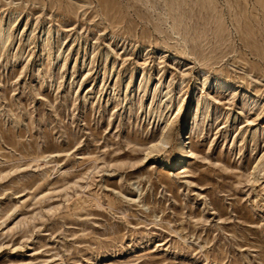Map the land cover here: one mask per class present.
Segmentation results:
<instances>
[{
  "label": "rangeland",
  "instance_id": "1",
  "mask_svg": "<svg viewBox=\"0 0 264 264\" xmlns=\"http://www.w3.org/2000/svg\"><path fill=\"white\" fill-rule=\"evenodd\" d=\"M237 2L0 0V264H264V0Z\"/></svg>",
  "mask_w": 264,
  "mask_h": 264
},
{
  "label": "bare ground",
  "instance_id": "2",
  "mask_svg": "<svg viewBox=\"0 0 264 264\" xmlns=\"http://www.w3.org/2000/svg\"><path fill=\"white\" fill-rule=\"evenodd\" d=\"M257 1V0H256ZM259 1V0H258ZM238 2H239V0H238ZM237 2V3H238ZM262 2V1H261ZM256 3V2H255ZM240 4V3H239ZM258 4V3H257ZM256 4V5H257ZM243 5V4H242ZM253 5V4H252ZM259 5V4H258ZM244 6V5H243ZM241 9V8H240ZM184 102H185V100H183L182 102H181V106H180V108L184 105ZM178 109V108H177ZM182 109V108H181ZM184 130H185V121H183V122H181V125H180V127H179V130H178V138H177V141H176V144H175V152H176V156H175V161H174V163L176 164V165H181V164H183V162L185 161V158L187 157V155H188V151L186 150V148H187V146L185 147V142H184V140H183V137H182V134H183V132H184ZM185 134V133H184ZM177 136V135H176ZM185 139V138H184ZM162 138H161V140H159V143L160 142H162ZM158 143V144H159ZM169 162V161H168ZM173 162H171L167 167H170L171 165H175Z\"/></svg>",
  "mask_w": 264,
  "mask_h": 264
}]
</instances>
